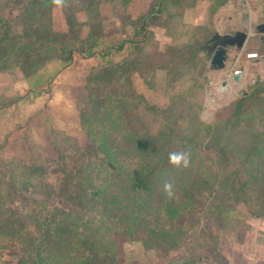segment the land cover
Segmentation results:
<instances>
[{"label":"rangeland","instance_id":"1","mask_svg":"<svg viewBox=\"0 0 264 264\" xmlns=\"http://www.w3.org/2000/svg\"><path fill=\"white\" fill-rule=\"evenodd\" d=\"M154 1L144 0L131 8L125 0H66L65 7L57 8L51 0H0V39L4 26L10 37L0 43V52L11 47L14 52L5 64L0 61L3 214L10 216L14 228L33 231L34 225L29 223L32 211L42 208V217L48 218L49 207L61 212L74 208L75 203L63 193L74 195L78 190L68 186L66 179L72 169L98 161L90 153L82 115L95 116L106 108L127 109L137 133L153 137L162 124H168L164 114L147 107L169 108L177 117L174 128L193 139L190 150H179L199 155L198 160L218 157L211 141L217 137V129L212 127L224 125L225 175L233 174L235 190L215 186L216 192L203 193L193 216L177 221L185 232L175 243L172 239L169 244L125 242L120 260L107 259L104 264H264V232L259 231L264 228V158H260L262 163L243 165L255 143L264 140L256 137L259 132L264 134V65H252L236 84L225 78V71L210 70L205 48L209 32L204 39L183 44L178 25L165 32L158 27L162 17L149 27L148 44L135 49L125 46L120 53L112 51L109 66L97 67L93 60L78 58L63 63L57 58L59 46L76 49L95 41L101 49H109L132 39V24L141 21ZM46 37L50 39L47 51L40 45ZM29 41L34 43L32 48H28ZM230 53L228 64L232 65L234 51ZM244 53L238 68L253 63L245 61ZM31 58L39 69L28 75L26 61ZM239 101L245 106L242 119L230 121L233 105ZM230 123L235 128L231 129ZM59 158L64 165L57 164ZM248 165L253 183L239 192L248 178L243 166ZM216 170L212 167L207 172ZM58 182L64 191L57 187ZM249 207L257 216L250 214ZM250 216L259 219L248 225L245 221ZM2 237L0 233V261L20 264L18 242Z\"/></svg>","mask_w":264,"mask_h":264},{"label":"trees","instance_id":"2","mask_svg":"<svg viewBox=\"0 0 264 264\" xmlns=\"http://www.w3.org/2000/svg\"><path fill=\"white\" fill-rule=\"evenodd\" d=\"M128 2L125 0V4ZM175 3L176 0H155L141 21L132 24V39H124L109 49H101L95 41L85 42L88 44L84 43L82 48L76 49L59 46L57 58L63 63L78 58L93 60L97 67L109 66L112 51L120 53L125 46L135 49L148 44L151 33L147 25L165 14L168 7ZM173 18L167 16L169 21ZM3 28L0 43L10 41L7 27ZM49 40L46 37L45 41L40 42L46 51L49 50ZM33 44L29 41L28 48H32ZM10 49L4 48L0 52L1 63L5 64L14 53ZM26 65L30 70L28 75H33L39 69L34 58L27 59ZM243 102L233 105L230 121L242 119L245 110ZM147 108L164 114L168 124H162L153 137L148 133H137L133 117L127 109L118 111L117 108H106L104 113L98 112L95 116L83 113L82 125L89 139L90 153L98 161L71 170L66 182L78 190L74 195L64 191L65 187L58 182L57 187L63 189V194L75 203L73 209L61 212L57 207H49L48 218L42 217V208L38 212L32 211L29 218V223L34 225L32 231L29 228H14L10 216L4 215L0 206L1 236L11 237L18 242L16 249H19L17 258L20 264H104L107 259L112 262L120 260L125 242L139 240L146 243L151 240L152 243L169 244L172 239L171 243H175L179 235L183 236L185 232L177 226V221L193 216L194 206L203 193H214L226 186L231 192L235 190L233 174L225 175L228 170L227 135L223 124L212 127L217 129V137L211 139L219 152L216 159L209 161L205 157L198 160L199 155L183 151L190 156V164L187 168H176L169 163V153L180 152L179 148L190 150L193 139L174 128L177 117L169 108L163 111L153 106ZM230 124L231 129L235 128L234 124ZM256 137L263 138L264 134L259 132ZM252 152L247 155L249 158L243 165L259 160L262 163L260 158H264V140L255 143ZM58 161V165H64L62 158ZM249 165L243 166L248 178L238 188L239 192L253 183L254 176L248 170ZM212 167L217 168L216 172H207ZM28 175L31 176L30 172ZM165 184L172 186L170 195L165 191ZM215 186L218 189H214ZM247 200L243 199L244 202ZM261 201L264 203V198ZM248 210L252 216H257L252 208ZM188 224L193 226L194 222ZM0 264L6 263L0 261Z\"/></svg>","mask_w":264,"mask_h":264},{"label":"crops","instance_id":"3","mask_svg":"<svg viewBox=\"0 0 264 264\" xmlns=\"http://www.w3.org/2000/svg\"><path fill=\"white\" fill-rule=\"evenodd\" d=\"M143 1L129 0L127 6L137 7L143 4ZM168 15L174 18L169 21ZM161 17L164 21L162 24H158V27L165 32L168 27L178 25L179 39L183 44L204 39L207 32L211 34V37L223 36L234 31L249 34L242 49L232 55L234 56L233 60L238 59V65L244 51L245 61H253V63L245 65L244 68L237 66L236 69L241 71V75L238 76L239 81L252 65L256 67L264 65V35H257L254 30L258 24L264 22V0H176V3L170 5L167 12ZM240 19H243L242 22H239ZM152 25L153 22L148 24L147 29L149 30ZM252 53H256L258 58L248 59L246 57ZM228 63H230L229 60L226 68L231 66ZM224 76L226 78V75ZM253 219L259 218L251 217L245 221L246 224L250 225V221ZM259 231L264 232V228ZM244 255L247 257L246 254Z\"/></svg>","mask_w":264,"mask_h":264},{"label":"water","instance_id":"4","mask_svg":"<svg viewBox=\"0 0 264 264\" xmlns=\"http://www.w3.org/2000/svg\"><path fill=\"white\" fill-rule=\"evenodd\" d=\"M257 35H264V22L255 27ZM215 39H220L222 42L215 44L210 56L209 68L212 71H223L230 58V51H240L244 43L248 40L249 34L239 31H234L223 36H214ZM264 60V59H263ZM233 82L238 84L239 77H231Z\"/></svg>","mask_w":264,"mask_h":264},{"label":"clouds","instance_id":"5","mask_svg":"<svg viewBox=\"0 0 264 264\" xmlns=\"http://www.w3.org/2000/svg\"><path fill=\"white\" fill-rule=\"evenodd\" d=\"M52 4L57 8H63L66 6V0H51ZM169 163L176 168H187L190 164V156L183 152H171L168 156ZM171 184H165V191L171 194Z\"/></svg>","mask_w":264,"mask_h":264},{"label":"built area","instance_id":"6","mask_svg":"<svg viewBox=\"0 0 264 264\" xmlns=\"http://www.w3.org/2000/svg\"><path fill=\"white\" fill-rule=\"evenodd\" d=\"M253 56V57H252ZM248 59H255L258 58L256 53H252V54H248L246 56ZM238 66V59H234L233 65L225 68V75H226V79H230L232 80V76H240L241 75V71L236 69Z\"/></svg>","mask_w":264,"mask_h":264},{"label":"flooded vegetation","instance_id":"7","mask_svg":"<svg viewBox=\"0 0 264 264\" xmlns=\"http://www.w3.org/2000/svg\"><path fill=\"white\" fill-rule=\"evenodd\" d=\"M218 42H222L220 39H215L214 36H212L210 39L206 41V52L209 54V57L211 56L212 49L214 48L215 44Z\"/></svg>","mask_w":264,"mask_h":264},{"label":"bare ground","instance_id":"8","mask_svg":"<svg viewBox=\"0 0 264 264\" xmlns=\"http://www.w3.org/2000/svg\"><path fill=\"white\" fill-rule=\"evenodd\" d=\"M253 57V56H252Z\"/></svg>","mask_w":264,"mask_h":264}]
</instances>
